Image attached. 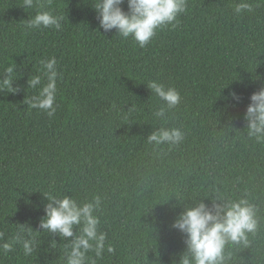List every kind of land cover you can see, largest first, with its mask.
<instances>
[{
    "label": "trees",
    "instance_id": "trees-1",
    "mask_svg": "<svg viewBox=\"0 0 264 264\" xmlns=\"http://www.w3.org/2000/svg\"><path fill=\"white\" fill-rule=\"evenodd\" d=\"M33 2L0 0V76L16 65L20 89L0 91V244L25 224L37 248L30 256L19 243L0 249V264H64L69 241L39 229L42 193L81 205L100 197L99 231L115 252H89L95 264H178L186 249L171 227L178 215L201 201L211 208L214 199L245 197L260 227L249 246L232 249L229 264H264V143L247 136L244 119L251 95L264 88V0H243L252 11L239 14L242 0H187L179 22L145 47L100 28L91 0ZM43 11L62 16L61 28L26 27ZM52 57L59 75L50 118L26 100L47 84L41 61ZM36 75L41 85L28 88ZM151 81L180 93L166 119L154 115L165 105ZM161 127L180 129L184 140L149 144Z\"/></svg>",
    "mask_w": 264,
    "mask_h": 264
},
{
    "label": "clouds",
    "instance_id": "clouds-1",
    "mask_svg": "<svg viewBox=\"0 0 264 264\" xmlns=\"http://www.w3.org/2000/svg\"><path fill=\"white\" fill-rule=\"evenodd\" d=\"M125 2L128 11L122 7ZM91 3L98 14L100 28L105 32L116 29L125 38L131 36L140 47H145L159 28L169 24L175 26L174 22H179L177 17L187 9V0H91ZM24 5L25 8H32L34 2L24 0ZM245 10L252 11V6L243 0L234 8L237 14ZM62 20V16H55L50 11L37 12L34 17L26 20V27L53 26L60 29ZM41 64L48 82L41 88L38 96H33L26 102L31 108L40 109L51 118L57 110V60L52 57L42 60ZM15 72L16 65L4 69L0 76V91L19 92V88L13 87ZM39 85L40 75L29 78L28 88L35 89ZM148 86L165 105L154 115L166 119L167 113L181 102L180 93L175 88H165L156 81L149 82ZM231 98L237 103L240 100L235 92L231 93ZM250 100L244 115L247 136L257 143H264V88L253 93ZM183 140L184 133L175 127H161L147 138L148 143L155 146H176ZM42 194L48 203L44 208L45 216L39 222V229L43 233L59 236L62 241H69L63 249L64 264H95L88 256L89 252L94 251L98 258L102 257L105 249L108 253L115 252L111 244L106 245L107 234L99 231L100 219L95 212L100 208V197L81 205L69 196L60 199L50 193ZM257 211V206L245 197L227 203L214 199L211 208L202 201L195 206L186 207L171 226L186 237V249L180 254L178 264H229L233 259L232 249L236 246H249V235H255L258 231L260 220ZM4 236L5 233L0 231V241H4ZM17 243L22 246L25 256L36 251L37 239L31 226L25 228V224H21L15 237L0 244V249L5 253L11 252ZM58 245L55 239L50 241L51 249H56ZM174 264L177 262L174 261Z\"/></svg>",
    "mask_w": 264,
    "mask_h": 264
}]
</instances>
